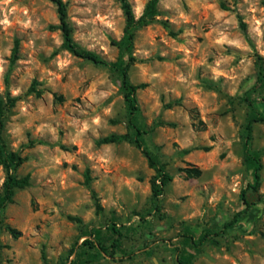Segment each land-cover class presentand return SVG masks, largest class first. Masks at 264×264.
Returning <instances> with one entry per match:
<instances>
[{
    "label": "rangeland",
    "instance_id": "1",
    "mask_svg": "<svg viewBox=\"0 0 264 264\" xmlns=\"http://www.w3.org/2000/svg\"><path fill=\"white\" fill-rule=\"evenodd\" d=\"M62 1L76 47L139 86L133 123L171 181L155 197L133 143L97 144L134 137L120 71L64 47L51 0H0V97L16 99L2 138L29 176L0 212V264H264V123L255 192L242 151L247 119L264 113V0H160L129 48L119 0ZM127 1L138 19L148 0ZM5 178L0 164V194Z\"/></svg>",
    "mask_w": 264,
    "mask_h": 264
},
{
    "label": "trees",
    "instance_id": "2",
    "mask_svg": "<svg viewBox=\"0 0 264 264\" xmlns=\"http://www.w3.org/2000/svg\"><path fill=\"white\" fill-rule=\"evenodd\" d=\"M57 6V12L59 15V24L56 27L58 30L62 32V36L64 39V47L73 55L91 61L95 64H103L109 65L114 69L120 71V79H121V86L124 91V99L127 104V107L130 112V124L131 127L135 130L134 137H128L126 135L117 136V135H110L100 139L97 144H111L117 143L119 141H129L133 143L146 157L151 167L154 168L156 172V182L153 184L152 192L155 197H159L162 193L163 188L171 181V177L166 173L164 164L158 161L148 150L144 148V142L141 138L143 132L139 127H137L133 123V116L137 111V99H136V91L138 90L139 86L133 85L128 77H127V70L126 68H120L116 63H107L104 61L100 56L96 53L91 51L79 50L72 40L71 35V28L67 22V13H66V6L62 0H51ZM124 12L125 16V28H124V44L126 48H129L133 43L134 38V31L143 25H146L150 20L154 19L157 15V4L160 0H148L146 3L142 15L135 19L131 6L127 0H119ZM264 4V1H263ZM18 50V43L15 42V45L12 49L11 59L14 62L16 59ZM262 74L259 77V81H262ZM39 95V91L35 89H31ZM61 97L58 98V100ZM16 102L15 98L6 97L2 99L0 97V164L2 165L6 178L3 182L2 192L0 194V212L6 208L8 204L13 202V197L15 191L18 189H23L29 186V176L26 175L22 178L16 176L15 172L17 168L22 164L23 158L20 156L18 152H12L7 149L5 142L2 138V132L5 125L6 120V113L8 109L12 108ZM256 123H264V113H256L249 117L244 125L243 129V138H242V151L244 156L245 164L252 170L253 176V183L248 185V189L252 191H256L260 186V172L262 169V164L260 162L259 157L251 151L250 144L252 139V127ZM183 173L187 178H198L201 175V170L193 167V168H184L182 169ZM242 200L245 206H248L249 203L245 197V191L241 194ZM97 208L99 205L96 204ZM242 213H237L233 216L231 220L226 222L222 230L226 231L229 228L233 227L237 222L238 218ZM113 232L116 233L115 227L112 228ZM209 234L203 235L198 241H194L193 237L188 236L186 237L189 242L194 244L195 246H200L204 242H206L207 237ZM89 242V241H86ZM87 243H85L86 245ZM92 248H97L101 253L107 254V249L102 246L100 243H89ZM178 264H186L183 259L178 261Z\"/></svg>",
    "mask_w": 264,
    "mask_h": 264
}]
</instances>
